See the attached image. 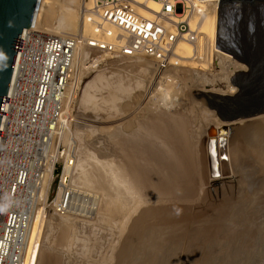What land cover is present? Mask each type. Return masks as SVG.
I'll list each match as a JSON object with an SVG mask.
<instances>
[{"label":"rangeland","instance_id":"obj_1","mask_svg":"<svg viewBox=\"0 0 264 264\" xmlns=\"http://www.w3.org/2000/svg\"><path fill=\"white\" fill-rule=\"evenodd\" d=\"M51 1L46 23L62 9L70 19L68 28H74L66 33H78L83 3L77 7L68 0ZM94 61L85 64L81 52L77 54L60 140L76 156L72 184L98 195L95 211L88 217L48 211L41 224L38 213L25 264H264V114L228 122L221 119L220 114L227 113L217 105L241 90L250 102H259L264 81L249 76L244 88L236 76L239 69H204L186 61L179 69H169L165 75L172 81L165 82L148 58L95 56ZM243 73L251 74L246 67ZM260 117L262 122L257 121ZM223 126L229 128L225 135L208 134L211 127ZM212 138L218 157L223 153L226 158L219 159L216 177L210 174ZM161 144L173 149L176 166L188 172L182 185L189 184L186 189L193 193L186 199L163 202L158 194L139 188L130 194V175L120 173L129 165L131 151L146 156L139 153L142 147ZM149 162L143 165L151 173L154 165ZM80 164L87 169L82 173L91 172L88 180H101L97 174L106 172L101 176L108 186L98 185V180L82 184Z\"/></svg>","mask_w":264,"mask_h":264},{"label":"built area","instance_id":"obj_2","mask_svg":"<svg viewBox=\"0 0 264 264\" xmlns=\"http://www.w3.org/2000/svg\"><path fill=\"white\" fill-rule=\"evenodd\" d=\"M217 1L93 0L76 34L44 32L35 18L23 30L0 121V264H25L38 208L40 224L48 211L80 217L95 211L94 191L78 188L76 195L72 189L76 156L60 140L77 53H86L88 65L95 56L148 58L170 82L165 73L185 59L175 49L187 43L186 61L204 69H239L244 65L216 52L215 38L202 27L207 15H217Z\"/></svg>","mask_w":264,"mask_h":264},{"label":"water","instance_id":"obj_3","mask_svg":"<svg viewBox=\"0 0 264 264\" xmlns=\"http://www.w3.org/2000/svg\"><path fill=\"white\" fill-rule=\"evenodd\" d=\"M40 0H0V121L21 34L35 18ZM215 49L244 65L264 81V0H218ZM242 89V88H241ZM227 102L217 103L221 119L234 122L264 114V99L249 102L243 91ZM240 102L245 103L244 105ZM227 126L208 130L209 135H225ZM211 133V134H210ZM224 138H220L223 143ZM210 174L218 176L219 159L215 139L209 141Z\"/></svg>","mask_w":264,"mask_h":264},{"label":"bare ground","instance_id":"obj_4","mask_svg":"<svg viewBox=\"0 0 264 264\" xmlns=\"http://www.w3.org/2000/svg\"><path fill=\"white\" fill-rule=\"evenodd\" d=\"M72 5H74V6H79L80 5V2H81V5H82V3H83V9L84 8H88L89 6H91V4H92V1L93 0H74V3L73 2H71L70 0H68ZM200 2H202V4H204V3H208V2H210L211 0H199ZM78 2V3H77ZM52 4H53V2L51 1V0H40L39 1V5H38V9H37V12H36V14H35V22H37V24H38V26H39V28L42 30V31H44V32H48V33H55V34H62V35H70V34H68V33H66V32H69V31H72L74 28H71L72 30H70V28H68V26H70L69 25V21H70V19H69V17H67V15H65V11L64 10H62V9H59L58 11H57V15H56V17L54 18V20H52L51 22H49V23H46V20H44V19H46L47 17H48V12L50 11V8L52 7ZM151 5H153V3H151ZM82 7H81V9H82ZM41 16V17H40ZM45 17V18H44ZM216 22H217V15L215 16L214 14L213 15H207L206 17H205V19H204V21H203V23H202V27H203V29H204V31L205 32H207L211 37H213V38H215V42H216ZM65 25V26H64ZM67 26V27H66ZM77 26V20L75 21V26L74 27H76ZM60 28V30L61 31H58V28ZM63 29H65V31L63 30ZM216 50V52H218L219 54H222V55H225L224 53H222V52H220V51H218L217 49H215ZM80 52H81V61H84L85 60V58H86V53L83 51V50H80ZM175 52L178 54V55H180L182 58H185V59H183V61H182V64H185V62H186V59H188L189 58V55H190V52H191V47H190V45L189 44H187V43H179L178 45H177V47H176V49H175ZM78 54V53H77ZM189 63L191 62V61H188ZM82 64V63H81ZM181 64V65H182ZM196 64V63H195ZM146 66V65H145ZM186 66V65H185ZM190 66V65H189ZM198 66V65H197ZM203 66V65H202ZM206 65H204V67H205ZM245 67V66H244ZM243 66H240V68H239V71H238V73L236 74V76H238L239 77V79L241 80V83H242V85H241V87H244V88H246V86H248L247 85V83H248V79H249V76H253V74L251 75V74H245V73H243V71H244V68ZM144 68V67H143ZM189 68H191V67H189ZM146 69V68H145ZM197 69V68H196ZM188 70H190V69H188ZM186 71H187V69H186ZM111 74V73H110ZM236 78V77H235ZM252 81V80H251ZM234 82H236V81H234ZM249 82H250V80H249ZM251 86H253L252 84H251ZM255 87V86H254ZM72 88V87H71ZM233 88H234V86L232 85V86H230V92L233 90ZM169 89V88H168ZM251 89V88H250ZM254 89V88H253ZM240 90V89H239ZM255 90H256V88H255ZM74 91V90H73ZM76 91V90H75ZM250 91V90H249ZM72 92V91H71ZM69 93V92H68ZM74 93V92H73ZM164 92H162V94H163ZM253 93V92H252ZM264 96V95H263ZM262 96V97H263ZM86 98H88V97H85V100H87ZM225 99V98H224ZM264 99V98H263ZM88 101V100H87ZM86 101V102H87ZM225 101L227 102V100L225 99ZM255 101V100H254ZM253 101V102H254ZM250 102V101H249ZM72 103V102H71ZM155 119V118H154ZM256 119H258V118H256ZM162 120V119H161ZM255 121V120H254ZM257 121H259V122H262V118L260 117V119H258ZM153 123V122H152ZM152 123H151V125H152ZM156 123V122H155ZM162 123V122H161ZM168 123V122H167ZM175 123V122H174ZM254 123V122H253ZM158 124V123H157ZM156 124V125H157ZM166 124V123H165ZM149 125V124H148ZM147 125V126H148ZM167 126V125H166ZM155 127V126H154ZM168 127V126H167ZM170 127V126H169ZM156 128V127H155ZM166 128V127H165ZM164 128V130L166 131V129ZM175 128V127H174ZM150 129H152V128H150ZM157 129V128H156ZM159 129H162V128H159ZM158 129V130H159ZM147 130V129H146ZM154 131H156V132H159V131H157V130H155V129H153ZM171 130V129H170ZM178 130V129H177ZM165 131H162L161 133H164ZM168 131H169V129H168ZM178 131H180V130H178ZM153 132V131H152ZM182 132H184V131H182ZM181 132V133H182ZM171 133V132H170ZM178 133V132H177ZM156 134V133H155ZM165 134H168L167 132L165 133ZM164 134V135H165ZM179 134V133H178ZM149 135V134H148ZM163 135V134H162ZM163 135V136H164ZM172 135V134H171ZM147 136V135H146ZM154 136V135H153ZM152 136V137H153ZM166 136V135H165ZM176 136V135H175ZM175 136H173L174 138H176ZM183 136V135H182ZM182 136L180 137V138H182ZM156 138H157V136H155ZM163 138V141H164V137H162ZM170 138H171V136H170ZM178 138V137H177ZM179 138V139H180ZM159 139H161V138H159ZM158 139V140H159ZM166 140H167V138H165ZM154 140V139H153ZM176 140V139H175ZM181 140V139H180ZM182 140H183V138H182ZM169 141V140H168ZM179 141V140H178ZM162 143V142H161ZM165 143V142H164ZM180 143V142H179ZM183 143H184V141H183ZM98 145V144H97ZM163 144H161V146L159 147H152L151 149L148 147V149L146 148H144V147H142L143 148V150L141 149V146H139L140 147V152L139 153H144L146 156H141V154L139 155V154H134L135 152H133V153H131L130 152V162H129V165H127V168H125L124 170L122 169L121 170V168H120V173H123L124 171V173L126 174V173H128L129 175H130V177H129V183H130V194H131V190H132V188H135V189H140L141 190V192H143V191H145V194L146 193H151V194H158L159 196H160V200L162 201L163 200V202L164 201H166V202H168V201H178V200H181V199H183V198H185L186 199V197H188L189 196V194H192L191 193V188H188V189H186V187L189 185H186V187H184L183 185H182V183L183 182H185L184 180H185V177H186V175L188 174V172H186V171H184L182 168H183V166H182V168L181 167H179V166H176V164H175V162H174V157L172 156L173 154L170 152V151H172L171 149L170 150H168V145H167V147L166 146H162ZM170 145H172V143L170 144ZM131 146V145H130ZM173 146V145H172ZM174 147V146H173ZM185 148V147H184ZM178 149V148H177ZM223 151V150H222ZM173 152V151H172ZM184 152V151H183ZM209 152V151H208ZM174 153V152H173ZM124 155V154H123ZM119 156V155H118ZM186 157V156H185ZM88 158V157H87ZM97 158V157H96ZM127 159H128V157H126ZM174 158V159H173ZM233 158H234V156H233ZM86 159V158H85ZM98 159V158H97ZM96 160V159H95ZM119 160V159H118ZM87 161V160H86ZM103 161V160H102ZM102 161H99L98 162V160L96 161V163H104V162H102ZM114 161V160H113ZM149 161H152V163H153V165H154V170L152 169V172L150 173V171L151 170H145L144 169V165H143V162H149ZM179 161V160H178ZM119 162V161H118ZM85 163V162H84ZM83 163V164H84ZM95 163V162H94ZM95 163V164H96ZM108 163V162H107ZM150 163V162H149ZM179 163V162H178ZM210 163V162H209ZM94 164V165H95ZM127 164V163H126ZM146 164V163H145ZM180 164V163H179ZM84 165H86V163L84 164ZM98 165V164H97ZM101 165H105V164H101ZM143 165V166H142ZM150 165V164H149ZM153 165H151V166H153ZM186 165V164H185ZM81 166H83V165H81L80 164V167ZM114 166V165H113ZM150 166V167H151ZM78 167V166H77ZM79 167V168H80ZM84 167V166H83ZM82 167V169H80V171L81 170H83V169H86L85 167L83 168ZM99 167V166H98ZM125 167V166H124ZM87 168H88V165H87ZM123 168V167H122ZM147 168V167H146ZM148 168H149V166H148ZM99 169V168H98ZM151 169V168H150ZM87 170V169H86ZM80 171H79V173H80ZM97 171V170H96ZM107 171V170H106ZM118 171V170H117ZM83 172H85L84 170H83ZM88 172H89V170H88ZM238 172V171H237ZM87 173V172H86ZM91 172H89V173H87V175H89ZM150 173V174H149ZM95 174V173H94ZM100 174V173H99ZM99 174H97L98 175V177H99V179H101V180H98V179H96L95 181H97L98 180V182L100 183V184H98V185H102L103 186V184L105 183V187L106 186H108V184L106 185V182H104L103 183V176H101V174L99 175ZM105 174H106V172H105ZM105 174H102V175H105ZM118 174V173H117ZM116 174V175H117ZM87 175L85 174V173H82V171H81V174H80V177H82V184L84 183V185H86V186H88L89 184H91V181H94V179L93 180H88V178H90V177H88L87 178ZM92 175H93V173H92ZM96 175V174H95ZM109 175V174H108ZM77 176H79L78 174H77ZM90 176V175H89ZM113 176V175H112ZM123 177L125 176L124 174L122 175ZM185 176V177H184ZM94 177V176H93ZM97 177V176H96ZM105 177V176H104ZM107 177V176H106ZM188 177H191L190 175L188 176ZM78 178L79 177H77V180H78ZM91 178H92V176H91ZM103 178V179H102ZM107 178H109V177H107ZM118 178H121L120 176H118ZM79 179H81V178H79ZM114 179H117V177L115 178L114 177ZM226 179V178H225ZM105 180H107V179H105ZM110 180V179H109ZM123 180V179H122ZM76 181V180H75ZM78 181H80V180H78ZM78 181H76L77 183H78ZM94 181V182H95ZM118 181H119V179H118ZM189 181H190V178H189ZM81 182H79V183H81ZM227 182V181H226ZM229 182H231V181H229L228 180V183ZM78 183V184H79ZM111 183V181H109V184ZM120 183V182H119ZM225 183V182H224ZM81 184V185H82ZM113 184V183H112ZM126 184V183H125ZM80 185V184H79ZM96 185H97V183H96ZM117 185V184H116ZM120 185H121V183H120ZM124 185V184H123ZM213 185V184H212ZM129 186V185H128ZM190 186V185H189ZM110 187V186H109ZM111 188V187H110ZM116 188V187H115ZM114 188V189H115ZM119 188H120V186H119ZM119 188L117 189V190H119ZM73 190H74V192L76 193V195H78V188H72ZM107 189V188H106ZM185 189V190H184ZM86 190V189H85ZM128 190V189H127ZM133 191H134V189H133ZM138 191V190H137ZM114 193L116 192V190L115 191H113ZM108 193V192H107ZM117 193V192H116ZM115 193V194H116ZM120 193V192H119ZM118 193V194H119ZM144 193V192H143ZM117 194V195H118ZM133 194V193H132ZM153 196V195H152ZM191 196V195H190ZM151 197V196H150ZM192 198V197H191ZM191 200V199H190ZM152 201V200H151ZM154 201H156V200H154ZM159 201V200H158ZM160 201V202H161ZM148 202V201H147ZM162 202V203H163ZM183 202V201H182ZM185 202V201H184ZM187 202H189V201H187ZM153 203H155V202H153ZM157 203H159V202H157ZM39 210H40V208H38V210H37V213H36V215L39 213ZM36 215H35V217H36ZM92 216V215H91ZM34 217V218H35ZM88 217V216H87ZM33 218V219H34ZM32 219V220H33ZM34 222V221H33ZM31 230V229H30ZM29 233H30V231H29ZM28 236H29V234H28Z\"/></svg>","mask_w":264,"mask_h":264}]
</instances>
